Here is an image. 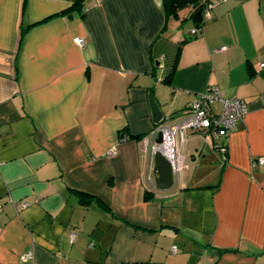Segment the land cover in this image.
Returning a JSON list of instances; mask_svg holds the SVG:
<instances>
[{
	"label": "crops",
	"instance_id": "1",
	"mask_svg": "<svg viewBox=\"0 0 264 264\" xmlns=\"http://www.w3.org/2000/svg\"><path fill=\"white\" fill-rule=\"evenodd\" d=\"M72 1L0 0V264H264V167H251L264 156V0H209L170 83L193 19L165 18L162 0L64 13ZM208 87L246 114L226 136L178 132L181 168L156 189L152 132Z\"/></svg>",
	"mask_w": 264,
	"mask_h": 264
},
{
	"label": "built area",
	"instance_id": "2",
	"mask_svg": "<svg viewBox=\"0 0 264 264\" xmlns=\"http://www.w3.org/2000/svg\"><path fill=\"white\" fill-rule=\"evenodd\" d=\"M210 7V6H209ZM208 7V8H209ZM209 10L207 9L202 18L208 19ZM196 28H192L190 33L194 34ZM75 43L79 47H83L85 41L83 38H75ZM225 47H222L223 49ZM220 102V109L216 112L212 108V103ZM247 112L246 104L243 100L236 97H223L216 87H208L203 93L197 95L191 102L186 114L188 116L181 122L175 125L161 126L152 132V151H158L168 159L173 173H177L182 165L181 156L178 152L176 135L178 132L183 134L185 129L193 131L205 132L213 137L226 136L229 131L240 121ZM157 133H161V142L158 144L154 140ZM109 154L115 153V148L108 150ZM153 153L150 156V161H153ZM252 169L264 167V156H258L251 160ZM149 186L153 188V182L147 176ZM74 235V234H73ZM31 253H23L20 259L27 261Z\"/></svg>",
	"mask_w": 264,
	"mask_h": 264
},
{
	"label": "trees",
	"instance_id": "3",
	"mask_svg": "<svg viewBox=\"0 0 264 264\" xmlns=\"http://www.w3.org/2000/svg\"><path fill=\"white\" fill-rule=\"evenodd\" d=\"M85 0H73L71 5L65 9L64 13H71L73 10L81 11V7L83 5V2ZM212 4V1L209 0H162V7H163V13L165 18H168L172 16L173 18H179L181 21L185 20H191L194 17V14L197 11L201 12V23L196 28V31L194 34L190 33L189 38H184L182 41L178 43L177 46H174L172 48V54H173V61L171 62L167 73L163 76L162 82L164 83H170L171 78L173 76V73L176 68V62L177 58L180 52V49L184 43L190 40V38L197 35L199 31L202 30L203 23L206 21V19L202 18L203 13L208 9H210ZM210 6V7H209ZM209 7V8H208ZM184 10L183 14L179 16V12ZM186 10V11H185ZM169 41V40H168ZM167 43V39L163 41V43ZM218 148L225 147L223 142H220L217 146ZM76 194L79 196L81 201L88 202L90 199L94 198V196L90 193L84 192V191H77ZM145 199L149 198V195L145 193Z\"/></svg>",
	"mask_w": 264,
	"mask_h": 264
},
{
	"label": "water",
	"instance_id": "4",
	"mask_svg": "<svg viewBox=\"0 0 264 264\" xmlns=\"http://www.w3.org/2000/svg\"><path fill=\"white\" fill-rule=\"evenodd\" d=\"M193 22L196 27H198L201 23V12L197 11L194 14ZM151 107H152V116L153 122L155 124L160 123L163 120L162 113L156 101L154 99H150ZM172 118L167 119V121H171ZM161 142V133L157 134L156 143ZM153 174H154V182L155 188L160 190H167L171 188L174 183V173L171 170L170 162L167 158H165L160 152L156 151L153 154Z\"/></svg>",
	"mask_w": 264,
	"mask_h": 264
},
{
	"label": "rangeland",
	"instance_id": "5",
	"mask_svg": "<svg viewBox=\"0 0 264 264\" xmlns=\"http://www.w3.org/2000/svg\"><path fill=\"white\" fill-rule=\"evenodd\" d=\"M188 116V114H185L183 116H180L179 118L174 119L173 121H167V124H174V123H178L183 121L186 117Z\"/></svg>",
	"mask_w": 264,
	"mask_h": 264
}]
</instances>
